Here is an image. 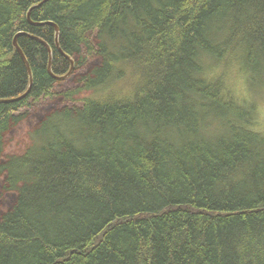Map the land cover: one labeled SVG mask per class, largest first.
Wrapping results in <instances>:
<instances>
[{
    "label": "trees",
    "instance_id": "1",
    "mask_svg": "<svg viewBox=\"0 0 264 264\" xmlns=\"http://www.w3.org/2000/svg\"><path fill=\"white\" fill-rule=\"evenodd\" d=\"M42 1L0 0V264H264L257 100L225 83L264 92V0Z\"/></svg>",
    "mask_w": 264,
    "mask_h": 264
},
{
    "label": "rangeland",
    "instance_id": "2",
    "mask_svg": "<svg viewBox=\"0 0 264 264\" xmlns=\"http://www.w3.org/2000/svg\"><path fill=\"white\" fill-rule=\"evenodd\" d=\"M225 73V83L228 88L232 91L233 95L239 100L249 101L252 97V100H257L256 102V129L264 134V92L258 94V91L255 87H258V80L251 81L250 87L246 86V80L244 74L238 69L237 66L230 65L227 66ZM250 79V77H249ZM250 83V82H249ZM249 89V91H248ZM27 129H23L16 137V142L25 141Z\"/></svg>",
    "mask_w": 264,
    "mask_h": 264
},
{
    "label": "water",
    "instance_id": "3",
    "mask_svg": "<svg viewBox=\"0 0 264 264\" xmlns=\"http://www.w3.org/2000/svg\"><path fill=\"white\" fill-rule=\"evenodd\" d=\"M46 1H47V0L42 1L38 6H40L41 4L45 3ZM27 20H28V21L30 22V24H32L33 26H41V25H44L43 23H38V24L32 23V22L30 21V14H29V12H28V15H27ZM47 24L50 25V26H52V27L54 28V32H55V46H56L58 52L61 53L60 48H59V45H58L59 29L57 28V26H55V25L52 24V23H47ZM16 39H17V36L14 38V41H13V47H14V49L18 52V54L21 56V58H22V60H23V62H24V64H25V67H26V69H27V71H28V75H29V88H28V91H27L23 96H21L20 98L15 99V101H16V100H19V99H21V98H23V97H25V96L28 94L29 89H30L31 84H32V75H31V72H30L29 65H28L26 59L24 58L22 52L20 51V49H19V47H18V45H17V43H16ZM39 42H40V43H41V44L47 49V51H48V53H49V61H48V68H47L49 75L52 76V77H53L54 79H56V80H64V79H66L67 77H69V75L71 74L72 69H73V63H72V61L70 60V63H71V70H70V72H69L66 76H64V77H55V76H53V74L51 73V68H50V67H51V62H52V54H51V50H50V48H49L45 43H43V42H41V41H39ZM61 54H62V53H61ZM62 55H63L65 58H67V56H65L64 54H62ZM67 59H69V58H67ZM0 103H1V101H0Z\"/></svg>",
    "mask_w": 264,
    "mask_h": 264
},
{
    "label": "bare ground",
    "instance_id": "4",
    "mask_svg": "<svg viewBox=\"0 0 264 264\" xmlns=\"http://www.w3.org/2000/svg\"><path fill=\"white\" fill-rule=\"evenodd\" d=\"M251 110V109H250Z\"/></svg>",
    "mask_w": 264,
    "mask_h": 264
}]
</instances>
